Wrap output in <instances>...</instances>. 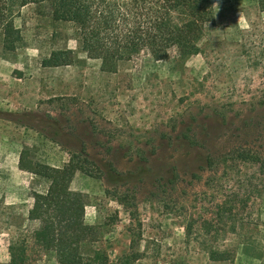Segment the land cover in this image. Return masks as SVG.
<instances>
[{"label": "rangeland", "instance_id": "1", "mask_svg": "<svg viewBox=\"0 0 264 264\" xmlns=\"http://www.w3.org/2000/svg\"><path fill=\"white\" fill-rule=\"evenodd\" d=\"M261 3L219 7L196 56L171 51L114 73L80 52L73 27L22 9V47L4 51L0 36V264H14L26 246L27 264H58L33 243L40 223L28 211L48 183L18 169L20 151L61 167L82 147L100 176L76 172L70 189L84 195L85 223L99 228L96 246L111 261L134 237V264H264V183L258 164L237 156L264 154ZM59 49L72 50L71 64L44 66ZM191 222L211 235L187 238ZM202 241L229 259L211 261Z\"/></svg>", "mask_w": 264, "mask_h": 264}, {"label": "trees", "instance_id": "2", "mask_svg": "<svg viewBox=\"0 0 264 264\" xmlns=\"http://www.w3.org/2000/svg\"><path fill=\"white\" fill-rule=\"evenodd\" d=\"M231 1L0 0L1 44L8 52L22 47L23 36L15 19L22 9L31 6L39 17L73 27L80 52L99 60L109 72H117L138 59L165 61L171 51L180 59H189L201 53L205 29L213 24L216 10ZM73 55L69 49L53 50L43 64L46 67L67 66L73 61ZM182 138L191 146L199 144L195 137ZM237 156L243 162L258 164L264 183V154L241 150ZM213 162L208 155L205 165L211 168ZM18 169L48 183L44 191L33 192L28 219L40 223L32 234L33 243L50 251L58 264H134L140 259L134 237L128 252L116 261H111L107 252L96 246L100 231L97 226L85 223L84 195L70 189L76 172L93 178L100 176L83 147L79 153H71L68 162L61 167L38 163L31 158L28 149H22ZM226 206V202H220L216 208L220 211ZM184 230L187 238L197 241L204 235H211L209 228L203 225L194 229L192 222L187 223ZM87 246L89 251H86ZM201 249L211 261L229 259L227 250L212 247L206 241L201 242ZM14 264H27V246L14 250Z\"/></svg>", "mask_w": 264, "mask_h": 264}]
</instances>
